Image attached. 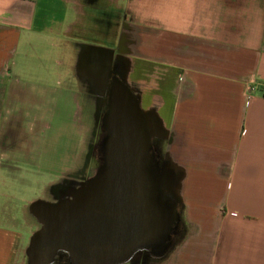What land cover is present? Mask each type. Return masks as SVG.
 <instances>
[{"label":"crops","instance_id":"crops-1","mask_svg":"<svg viewBox=\"0 0 264 264\" xmlns=\"http://www.w3.org/2000/svg\"><path fill=\"white\" fill-rule=\"evenodd\" d=\"M118 2L113 64L165 132L161 163L183 172L190 231L167 264H264V97L248 92L264 83V0ZM90 23L98 36V0H0V264L28 259L42 226L34 204L69 200L79 183L70 172L43 182L49 197L31 193L45 168L36 154L46 161L52 147V128L35 125L64 120L76 97L66 60L98 48L72 34Z\"/></svg>","mask_w":264,"mask_h":264},{"label":"water","instance_id":"water-1","mask_svg":"<svg viewBox=\"0 0 264 264\" xmlns=\"http://www.w3.org/2000/svg\"><path fill=\"white\" fill-rule=\"evenodd\" d=\"M95 56L106 98L101 164L72 199L34 204L42 226L31 239L28 264H53L60 251L70 253L73 264H125L140 251L162 259L181 232L183 172L161 163L155 145L165 132L142 110L126 68L113 64L114 52L98 47L90 61Z\"/></svg>","mask_w":264,"mask_h":264},{"label":"rangeland","instance_id":"rangeland-1","mask_svg":"<svg viewBox=\"0 0 264 264\" xmlns=\"http://www.w3.org/2000/svg\"><path fill=\"white\" fill-rule=\"evenodd\" d=\"M118 1L98 0V36L95 35L96 37H94V33L91 31L94 29V23L87 25V29H89L87 32L73 33L72 37L80 43V47L84 45V41L88 45L98 42V47H105L112 50L114 54L116 53V48H113L117 43L118 35L121 33L122 18L125 11V8L122 7L124 4ZM84 53L85 51L80 49L76 57L73 55L71 62L66 60V63L69 64L67 66H69V75L73 84L71 92H76V97L64 103V120L49 119L35 125L38 130H40L38 128L40 125V127H45L48 124L52 128L46 135L52 147L48 153L47 162L44 159V154L41 155L39 152L36 154L40 164L45 168L36 167L33 169L35 172L33 175L37 176L39 181V185L33 186L34 189L31 192L33 196L49 197V194L47 196L45 192L41 193L43 182L56 184L70 172L72 180L79 182L74 183L77 186H82L95 176L101 164L99 143L103 136L101 120L106 108V98L100 95L101 78L98 72L88 65ZM33 121V116H28L24 120V124L29 128ZM157 141L155 140V142ZM158 146L162 156L169 151L165 141L159 140ZM26 170L24 167V177L28 174ZM24 186L25 184H23ZM24 195L29 194L26 192ZM189 231L190 228L187 227L184 216H182L181 234L175 238L171 251L164 258L131 260L125 264H167L170 259L176 257L178 248ZM60 254L62 251L57 254L53 264L68 263L67 260L65 262V259H58ZM23 264H28V259H24Z\"/></svg>","mask_w":264,"mask_h":264},{"label":"flooded vegetation","instance_id":"flooded-vegetation-1","mask_svg":"<svg viewBox=\"0 0 264 264\" xmlns=\"http://www.w3.org/2000/svg\"><path fill=\"white\" fill-rule=\"evenodd\" d=\"M92 58V57H91ZM87 59V63H88V65H90L91 67H93L94 65H96L97 66V62H98V57H94V59H93V61H90L91 59H90V57H87L86 58ZM92 63V64H91ZM106 109V108H105ZM104 112H105V110H104ZM103 117V116H102ZM155 145H156V147L157 148H159V146H158V141L157 142H155ZM82 183V182H81ZM71 184V187H69V192H70V199H72L73 198V194H74V192H75V190L77 189V187L79 188L81 185H79V186H77L75 183H70ZM74 185H76V187L74 186ZM71 192H72V194H71ZM57 196V195H56ZM181 231H182V227H181ZM179 234H181V232L179 233ZM147 259V258H150V259H153L152 257H151V255H150V253L149 252H147V251H140V252H137L135 255H134V257L132 258V260H142V259ZM58 259H65V262H66V260L68 261V263H66V264H73V257H72V255L70 254V253H68V252H62V254H60L59 255V257H58ZM65 264V263H64Z\"/></svg>","mask_w":264,"mask_h":264},{"label":"built area","instance_id":"built-area-1","mask_svg":"<svg viewBox=\"0 0 264 264\" xmlns=\"http://www.w3.org/2000/svg\"><path fill=\"white\" fill-rule=\"evenodd\" d=\"M248 92L252 95L254 92H259L264 97V83L260 85H256L254 83H250L248 85Z\"/></svg>","mask_w":264,"mask_h":264}]
</instances>
